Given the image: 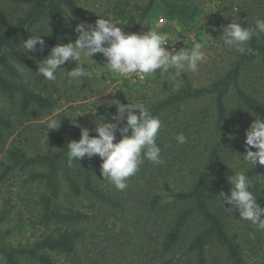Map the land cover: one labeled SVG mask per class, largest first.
I'll return each instance as SVG.
<instances>
[{
	"label": "rangeland",
	"instance_id": "obj_1",
	"mask_svg": "<svg viewBox=\"0 0 264 264\" xmlns=\"http://www.w3.org/2000/svg\"><path fill=\"white\" fill-rule=\"evenodd\" d=\"M76 1L90 14L111 17L114 22L121 24L119 26L126 33L143 34L155 29L169 34V42L175 51L181 48L190 50L199 43L206 59L200 63L195 73L185 71L177 75L174 69H170L161 74L157 70L156 73L147 75L143 81L133 82L112 72L102 54L97 53L85 64L90 76L69 83L64 74L69 71L71 61L61 66L63 68L56 73L55 81H49L36 72L40 51H21L22 57L19 59L9 56V61L19 74V89L13 97L0 90V119L10 122L9 126L0 122V212H8L3 227L10 232L8 242L15 246L33 243L46 231H53V224L46 229L41 221L43 206L39 199L47 191L45 184L35 182L26 185L22 181L25 176L22 170H8V152L11 148L19 146L30 154L49 153L55 148L52 143L54 134L73 138L77 133L81 134V127H86L90 134L98 135L94 131L96 123L99 125L103 121L111 120L117 111L115 102L140 101L150 109L153 104L175 93L187 83L195 87L212 85L241 56L220 40L222 26H226L233 19H239L243 26L248 24L254 27L257 18H264V0H155L145 17V8L152 0ZM171 8L178 9L181 13L172 15ZM0 10L15 22L29 10V6L12 0H0ZM141 17L143 20L139 23ZM64 18L74 26L84 22L67 9L64 11ZM39 30L44 31L43 39L47 42V19L36 25L35 33ZM176 37L178 39L175 42ZM258 40L264 45V34ZM245 47L248 51L250 42ZM21 48L22 46L20 50ZM241 85L264 100V60L257 59L246 65ZM24 90L47 98L50 107L43 108L33 102L25 109L21 105ZM227 104L230 130L237 137L236 143L228 146L225 152L229 165L236 171L252 170L253 183L258 182L259 189H264V166L257 164L251 167L244 160L246 129L256 117H264L243 106L234 90L230 92ZM214 113V98L208 96L189 100L178 108L167 110L159 117L162 126L157 140L164 145V151L161 152L164 160L162 165L169 161L178 166L169 175L172 176V186L188 189L204 169L206 156L217 138ZM53 120L57 124L60 122L57 129L48 127ZM252 150L255 151L254 148ZM94 158L101 177V189L120 201L122 206L111 207L92 201L86 196L77 197L71 194L65 178L62 177L59 207L62 210H82L90 218L79 227L85 230V239L79 245V254L51 252L55 264H159L160 253L157 251L166 228V216L157 215L150 210L148 195L157 191L160 193L165 178L158 170L157 175H151L144 169V163L147 162L153 167L161 165H154L145 159L139 171L128 178L127 188L120 191L103 179L100 173L101 158ZM230 188L229 180L220 174L212 180L209 192L218 201L219 211L225 216L227 230L241 246L243 264H264V231L257 230L250 221L240 219L238 210L232 212L225 208L231 207L230 205L225 204L223 207L220 201L219 193L224 191L230 194ZM0 264H6L1 255ZM191 264H198V260L194 259ZM206 264H229L226 252L221 246H211Z\"/></svg>",
	"mask_w": 264,
	"mask_h": 264
},
{
	"label": "trees",
	"instance_id": "obj_2",
	"mask_svg": "<svg viewBox=\"0 0 264 264\" xmlns=\"http://www.w3.org/2000/svg\"><path fill=\"white\" fill-rule=\"evenodd\" d=\"M12 1L29 6V10L23 16L18 17L15 22L10 20L3 10H0V90L13 97L19 89L17 83L19 74L9 61V56L17 59L22 57L20 47L23 40L27 39L29 35L44 37L43 30L35 33L36 25L47 19L49 33L46 47L39 55L36 64L38 73V63L42 62L40 60L48 55L53 46L60 42L66 44L77 38L78 34L74 32L75 26L64 18L66 9L80 20L91 24H95L98 16L85 11L76 0ZM154 2L155 0H152L145 8L144 17L149 13ZM176 13H181V11L175 8L170 9V14ZM142 20L143 17L139 23ZM244 26L250 25L245 24ZM257 59L264 60V45L259 42L258 37L254 36L250 41V49L241 54L232 68L212 85L195 87L187 83L175 93L150 107L151 114L159 118L167 110L178 108L180 104L189 100L211 96L214 98L215 104L214 117L217 135L214 146L210 148L206 156L204 169L188 189H179L177 186L171 185L172 176L169 175L174 173V167H178L173 163L167 161L165 165L157 167H153L147 162L144 163V169H147L151 175H157L156 171L158 170L165 178L162 191L148 195L150 210L157 215L166 216L164 219L166 228L157 251L160 253L159 264H179V262L183 264L190 262L191 264L194 259L198 260V264H206L208 252L215 244L221 246L226 252V260L229 264H243L241 246L227 230L225 216L219 211L218 201L209 192V187L212 180L218 175H224L228 179L229 176L237 172L234 167L229 165L228 155L225 154L227 147L233 146L237 141V137L231 133L229 125L227 99L230 92L234 90L237 99L243 106L264 117V100L251 94L241 85L246 65ZM75 66V62L71 61L69 70ZM33 102L43 108L51 105L49 100L40 94L24 90L21 99L22 107L27 109ZM0 122L6 126L10 125L6 119H0ZM79 138L80 134L78 133L73 138H64L54 134L52 143L55 148L49 153L30 154L25 148L19 146H14L9 150L10 165L8 170L17 168L22 170L25 173L22 181L26 185L35 182L45 184L47 191L39 199L43 206L41 221L46 229L53 224V231H46L41 238L31 244L15 246L8 242L7 238L10 232L3 227V223L8 218V212H0V255L6 264H31L32 262L55 264L50 255L51 252L68 255L79 254V245L85 239V230L79 227L90 216L79 209L62 210L59 207L62 177L65 178L71 194L77 197L86 196L92 201H99L111 207L122 206L120 201L101 189V177H99L94 157L91 159L85 157L80 161L74 160L72 166H69L67 144L72 140H79ZM119 139L118 132L117 140ZM156 143L163 152L164 145L160 140H156ZM37 167L41 169L38 170ZM245 174L249 176L253 185L250 190L257 197V203L264 207V189H259L258 182L253 183L252 170L246 171ZM174 203L177 204V207Z\"/></svg>",
	"mask_w": 264,
	"mask_h": 264
},
{
	"label": "clouds",
	"instance_id": "obj_3",
	"mask_svg": "<svg viewBox=\"0 0 264 264\" xmlns=\"http://www.w3.org/2000/svg\"><path fill=\"white\" fill-rule=\"evenodd\" d=\"M99 18L95 24L79 22L74 28L77 38L66 44H56L48 55L38 63V73L46 80L55 81L56 73L66 62L74 61L75 67L64 75L68 82H78L81 78L90 76L86 62L100 53L112 72L127 76L137 74L141 79L159 70L161 74L174 69L177 75L190 71L195 73L206 54L201 44L197 43L192 49L181 48L170 51L165 47L169 44L170 36L164 32L150 29L143 34L126 33L111 17ZM223 30L220 40L229 49L240 54L246 52V45L254 36L264 34V18H257L255 26H243L239 19H233ZM178 37H176L175 42ZM46 42L41 35H29L22 42L21 51L24 53L43 52ZM128 101V100H127ZM117 111L110 121L96 123L94 131L98 134L91 136L89 129L81 127L79 140L67 144V159L69 166L74 160L80 161L94 156L101 158L100 173L117 190L127 188V180L134 176L144 160L154 165H162L161 148L156 140L161 129V120L153 116L148 106L140 101L127 103L115 102ZM138 110V111H137ZM253 115H255L253 113ZM55 120L48 125L49 129H57ZM117 132L120 139L117 140ZM244 160L251 167L259 164L264 166V119L256 117L246 129ZM255 149L253 151L252 149ZM231 184L230 194L219 193L220 201L226 209L238 210L239 218L250 221L257 230L264 231V207L257 203V197L250 190L253 185L249 176L243 171H237L228 177Z\"/></svg>",
	"mask_w": 264,
	"mask_h": 264
},
{
	"label": "built area",
	"instance_id": "obj_4",
	"mask_svg": "<svg viewBox=\"0 0 264 264\" xmlns=\"http://www.w3.org/2000/svg\"><path fill=\"white\" fill-rule=\"evenodd\" d=\"M162 21H163V19H162ZM165 47L166 48H168L169 50L171 49L172 51H175V48L172 46V44L169 42V44L168 45H165ZM102 57H103V60L105 61V63L107 62V60H106V58L102 55ZM116 75H118L119 77H122V78H125V79H128V80H131V81H133V82H140V81H143L144 79H146V77H147V75L143 78V79H141L140 77H139V75H137V74H129V75H127V76H124V75H120V74H118V73H115Z\"/></svg>",
	"mask_w": 264,
	"mask_h": 264
}]
</instances>
